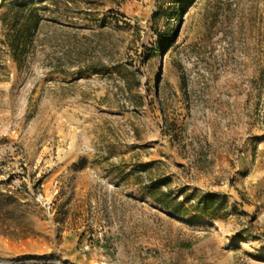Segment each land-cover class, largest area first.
I'll list each match as a JSON object with an SVG mask.
<instances>
[{
	"label": "rangeland",
	"instance_id": "374dc122",
	"mask_svg": "<svg viewBox=\"0 0 264 264\" xmlns=\"http://www.w3.org/2000/svg\"><path fill=\"white\" fill-rule=\"evenodd\" d=\"M257 147L264 0H0V264H264Z\"/></svg>",
	"mask_w": 264,
	"mask_h": 264
},
{
	"label": "trees",
	"instance_id": "16d2710c",
	"mask_svg": "<svg viewBox=\"0 0 264 264\" xmlns=\"http://www.w3.org/2000/svg\"><path fill=\"white\" fill-rule=\"evenodd\" d=\"M176 2H180L187 7L191 5L195 0H175ZM31 5L27 6H14L9 5V11L2 16V24L5 27L7 24V17L10 14L9 12H13V18H11V22L9 23L10 30L9 33L6 34L7 37V45L13 52V58L16 59V52H23L27 45L31 43V35L33 29L37 26L39 19L35 16H30L26 18L25 11H33V7Z\"/></svg>",
	"mask_w": 264,
	"mask_h": 264
},
{
	"label": "crops",
	"instance_id": "0c3cea01",
	"mask_svg": "<svg viewBox=\"0 0 264 264\" xmlns=\"http://www.w3.org/2000/svg\"><path fill=\"white\" fill-rule=\"evenodd\" d=\"M60 76L61 74L54 73L49 77L48 82H50L51 85L55 84L57 87H59V85H64L61 83L63 81ZM66 82L68 83L70 81ZM56 93V91L45 93L40 99L41 105L43 104L44 109H46L47 106L48 109H54L56 107L59 99V96L56 95ZM250 160L249 166L251 168L249 169L246 178L248 179L249 177H253L255 178V182H242L240 185H238V188L239 190L245 191L246 195L252 198L253 194L256 192L260 193L261 191V193L264 195V147L261 149L260 147H257V150L252 154V157L250 156Z\"/></svg>",
	"mask_w": 264,
	"mask_h": 264
}]
</instances>
